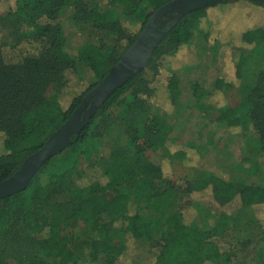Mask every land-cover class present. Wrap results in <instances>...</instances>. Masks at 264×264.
Instances as JSON below:
<instances>
[{
	"label": "trees",
	"instance_id": "1",
	"mask_svg": "<svg viewBox=\"0 0 264 264\" xmlns=\"http://www.w3.org/2000/svg\"><path fill=\"white\" fill-rule=\"evenodd\" d=\"M13 1L0 20L26 15L33 31L17 45L25 43L33 52H25L19 62L12 63L7 58L12 51L0 46V183L14 176L72 117L110 68L137 42L154 13L174 0H104L108 6H129L113 20L100 16L97 6L81 10L82 20L117 34L124 46L119 44L113 49V53L122 50L117 58L83 57L84 65L95 73L98 81L88 88L81 86L67 102L64 92L72 85V77H76V60L66 53V38L57 24L67 0ZM216 8L219 13L212 17L209 11ZM250 8L255 14H264V4L249 0L224 1L187 14L170 29L149 61L153 79L145 80V71L140 72L116 90L79 137L71 136V144L64 152L72 151L78 158L91 162V168L101 171V180L87 183L85 175L76 179L73 169L52 170L53 160L62 152L38 170L24 192L0 200V264H53V260L68 264L89 244L93 261L109 244L106 262L116 264L128 248V239L164 241L163 250L152 264L229 262L232 251L218 242L221 237L217 229L204 231L188 224L183 210L166 219L156 217L173 197L171 190L158 185L167 180L164 169L153 164L148 156V152H156L168 144L161 127L155 126L156 135L146 142L145 134L133 127L127 147L110 154L106 170L96 162L98 150L93 132L111 108L122 104L126 114L141 112L154 103L171 113L182 96L175 71L198 65L211 48L225 46L244 56L263 46L264 25L256 18L247 20ZM155 24L159 31L168 25L161 19ZM220 59L217 57L216 65H220ZM244 65L240 60L227 77L221 76L215 91L228 93L235 88L240 91ZM232 77L238 86L229 82ZM211 108L218 113L217 123L248 132L252 143L258 145L257 152L264 153V71L236 107ZM176 156L186 165L194 162L187 151L177 152ZM197 174L199 177L188 189V195L195 200H202L199 195L209 194L221 207L239 202L235 212L248 208L255 217V208L264 205L263 183H232L205 170H198ZM141 203L151 214L149 220L142 217ZM43 212H48V216L42 215ZM78 226L91 232L89 242L70 235ZM116 234L121 235V241L115 239ZM261 252L258 264H264V251Z\"/></svg>",
	"mask_w": 264,
	"mask_h": 264
},
{
	"label": "rangeland",
	"instance_id": "2",
	"mask_svg": "<svg viewBox=\"0 0 264 264\" xmlns=\"http://www.w3.org/2000/svg\"><path fill=\"white\" fill-rule=\"evenodd\" d=\"M243 3L246 2L239 4ZM13 4V0H0V16ZM106 4L104 0H67V5L59 14L57 24L66 38L65 51L76 60V77H72V85L64 92L66 102L81 86L88 88L98 81L95 73L84 65L83 57L89 55L102 59L117 58L121 49L117 53H113V49L119 44L124 46L117 34L97 29L90 21L82 20L83 14L80 11H89L94 6H97L100 16L107 20L117 18L120 13L129 9V6ZM218 10L219 8L210 10V15H217ZM247 17V20L256 18L259 24L264 25V14H255L252 8L248 10ZM32 31V23L26 15L0 20V46L12 51L7 56L8 61L19 62L25 52H33L25 43L17 45ZM240 53L225 46L216 50L211 48L198 65L177 69L175 73L180 81L182 96L171 113L165 112L164 108L154 103L141 112L126 114L122 104L111 108L97 122L93 134L98 150L96 162L102 170H106L110 154L127 147L133 127L145 134L144 141L153 139L154 134L156 135L155 126L161 127L163 139L168 140V144L156 152H148V156L153 164L164 169L167 180L158 185L162 189L171 190L173 197L156 217L166 219L183 210L188 224L193 223L196 228L204 231L218 230L221 237L218 242L225 250L232 251L230 253L233 256L227 264H258L261 250L264 251V205L255 208V217L248 208L235 212L240 207L239 202L221 207L214 203L212 195H199L202 200H195L188 195L189 184L199 177L198 170L214 172L232 183L264 184V153L257 152L258 145L252 143L248 132L221 128L217 124L218 113L211 108L226 105L236 107L242 102L248 88L256 84V78L264 71V45L247 55L241 56ZM217 57L221 58L220 65H216ZM240 60L245 64L243 88L240 91L235 88L228 93L216 92V81L225 74L227 77ZM143 71L144 79L151 81L154 70H150L147 65ZM161 75L167 78L166 73L162 72ZM76 79L79 81L74 82ZM162 80L166 81L165 78ZM229 82L238 86L233 77ZM183 151L188 152L189 159H194L192 164L186 165L178 159L176 153ZM91 165V162L78 158L74 152L66 151L53 160L51 168L57 172L73 169L76 179L85 175L88 178L87 183H90L100 179L101 172L98 168H91ZM140 207L144 209L143 219L149 220L151 214L145 210L144 203ZM47 214L48 212H43L42 215L48 216ZM70 235L77 240H91V232L83 226L74 228ZM115 239L121 241L122 237L116 234ZM108 247L109 244H105L104 253L99 254L96 261H93L89 244L79 252L74 262L68 264H107V255L110 252ZM163 248L164 241L158 239H142L138 242L128 239L127 250L115 263L152 264ZM59 261L53 260L51 263L60 264Z\"/></svg>",
	"mask_w": 264,
	"mask_h": 264
},
{
	"label": "water",
	"instance_id": "3",
	"mask_svg": "<svg viewBox=\"0 0 264 264\" xmlns=\"http://www.w3.org/2000/svg\"><path fill=\"white\" fill-rule=\"evenodd\" d=\"M230 0H174L154 13L144 32L137 42L124 54L98 85L87 95L81 106L72 117L55 133L44 146L30 156L21 169L10 179L0 183V200L24 192L38 170L51 158L61 154L71 144V136L79 137L81 131L88 126L97 115L101 106L133 77L142 72L151 60L159 44L167 37L170 29L187 14L203 8ZM264 4V0H249ZM169 19L167 27L159 31L156 21Z\"/></svg>",
	"mask_w": 264,
	"mask_h": 264
},
{
	"label": "crops",
	"instance_id": "4",
	"mask_svg": "<svg viewBox=\"0 0 264 264\" xmlns=\"http://www.w3.org/2000/svg\"><path fill=\"white\" fill-rule=\"evenodd\" d=\"M217 124H220V123H217ZM220 127L224 128V129H228L225 123L220 124ZM242 132H244V131H242Z\"/></svg>",
	"mask_w": 264,
	"mask_h": 264
},
{
	"label": "flooded vegetation",
	"instance_id": "5",
	"mask_svg": "<svg viewBox=\"0 0 264 264\" xmlns=\"http://www.w3.org/2000/svg\"><path fill=\"white\" fill-rule=\"evenodd\" d=\"M161 20L163 21V23L169 24V23H168V20H169V19H161Z\"/></svg>",
	"mask_w": 264,
	"mask_h": 264
}]
</instances>
